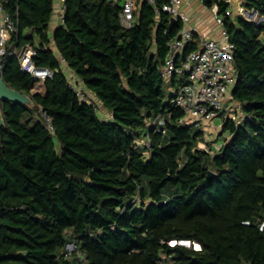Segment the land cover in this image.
<instances>
[{
	"label": "trees",
	"instance_id": "16d2710c",
	"mask_svg": "<svg viewBox=\"0 0 264 264\" xmlns=\"http://www.w3.org/2000/svg\"><path fill=\"white\" fill-rule=\"evenodd\" d=\"M167 1L135 0L126 28L117 0H66L51 32L55 0H0L18 25L2 75L34 102L2 101L0 264H77V251L86 264H264V22L224 16L243 117L226 118L221 147L204 149L160 72L183 26L157 16ZM202 1L222 15L231 6ZM243 5L264 16V0ZM28 45L52 77L23 70ZM197 46L196 36L185 52ZM71 73L112 120L77 96Z\"/></svg>",
	"mask_w": 264,
	"mask_h": 264
},
{
	"label": "built area",
	"instance_id": "2783aa9c",
	"mask_svg": "<svg viewBox=\"0 0 264 264\" xmlns=\"http://www.w3.org/2000/svg\"><path fill=\"white\" fill-rule=\"evenodd\" d=\"M66 0H55L54 14L58 15L61 22L64 21L66 11ZM121 5L120 19L124 27L130 28L135 21V0H117ZM143 1V0H141ZM154 2V0H147ZM231 3L225 14L218 13V6L211 8L216 25L221 26L222 30L218 38L204 36L196 27L188 23V16L182 11L181 6L186 0H168L161 9L157 8V16L167 13L170 17H175L183 23L177 36L169 41V54L165 63L160 68V72L165 81H179L171 89L170 103L181 107L184 116L180 119L183 125H193L205 132L210 123L222 113L230 118L241 120L243 111L240 102L232 97V90L237 82L235 68V44L230 40L229 33L224 25V16L235 17L243 15L245 6L243 0ZM232 6H237L235 11ZM0 62L7 54L8 34L18 32V25L11 14L6 12L0 3ZM198 38L197 48L185 52L186 48L193 44L195 37ZM36 50L28 45L19 53V58L24 71L29 72L36 78L46 79L52 77L54 71L50 68H40L35 65L33 58ZM65 64V60L62 59ZM70 84L77 96L84 101H90L87 91L76 78L70 74ZM234 100L233 104H228ZM159 123L163 121L159 119ZM53 130V126L49 123ZM174 241L171 242V245ZM197 246V245H196ZM69 253L77 250V245L70 242L66 245ZM197 249V247H195ZM78 252L77 264H86V254Z\"/></svg>",
	"mask_w": 264,
	"mask_h": 264
},
{
	"label": "crops",
	"instance_id": "0c3cea01",
	"mask_svg": "<svg viewBox=\"0 0 264 264\" xmlns=\"http://www.w3.org/2000/svg\"><path fill=\"white\" fill-rule=\"evenodd\" d=\"M186 1H189L190 3L187 4L184 2L181 6V9L188 16V23L191 26L196 27L204 36L210 37V38H218L220 36L222 27L216 25V23L214 22L213 11L211 10V8H208L203 3L202 0H186ZM232 7L235 11L237 10V6H232ZM246 11H248L249 13H252L254 15L253 16L249 15ZM243 16H245L248 20H250L251 22L256 23V24H260V23L264 22V16L263 15H261L257 11L249 10L246 7L244 9ZM0 19H1V15H0ZM61 23L62 22H61V19L59 18V16L54 14L53 18H52V23H51L52 24L51 25V27H52L51 32H53L54 29ZM25 33L33 34L32 30H29V29L25 30ZM8 36L10 38L11 35L8 34ZM34 37H35L36 43H38L37 36L35 35ZM261 38L264 41V33L262 34ZM65 67H67V66H65ZM88 94L90 97V101L97 105L98 114H99L100 118L104 121L112 120L113 119V113L108 108H106L103 104H101V102L97 99L95 94H93L90 91H88ZM100 113H102V114H100ZM223 114H225V113L219 114L217 117H221ZM217 117L212 121V123L209 124V126L206 128L205 131H208L209 133H212V134L214 133L213 131H215L216 134H215L214 139L216 140L217 145L218 144L221 145L222 141H220V142H217V141L219 140V137L221 136V127L224 124L225 120L223 121V124L221 126L215 127V126H213V124L216 122ZM226 118H228V115ZM219 148H215V149H219Z\"/></svg>",
	"mask_w": 264,
	"mask_h": 264
},
{
	"label": "water",
	"instance_id": "95a60500",
	"mask_svg": "<svg viewBox=\"0 0 264 264\" xmlns=\"http://www.w3.org/2000/svg\"><path fill=\"white\" fill-rule=\"evenodd\" d=\"M237 1L238 0H233V2H237ZM177 22H178L177 18L171 17V22H170L169 27L171 28ZM2 71H3V64H2V62H0V127L5 124V120H4V116H3V109H2V101L3 100L20 102V103L26 104V105L31 106V107L34 105V102L29 95L8 86V84L6 83V81L3 78ZM209 175L213 176L214 172L211 171L209 173ZM180 244L190 246L191 241L190 240H182V241H180ZM196 245L197 244L195 243L194 246L196 247ZM197 249H200V248H197Z\"/></svg>",
	"mask_w": 264,
	"mask_h": 264
},
{
	"label": "rangeland",
	"instance_id": "374dc122",
	"mask_svg": "<svg viewBox=\"0 0 264 264\" xmlns=\"http://www.w3.org/2000/svg\"><path fill=\"white\" fill-rule=\"evenodd\" d=\"M178 81H179V78H176L175 81L172 80V79L169 80V81H166V85H165L166 92L167 93L171 92V89H173L174 85H176L178 83ZM233 103H234V100H230L228 102V104H230V105L233 104ZM100 114H102V113H100ZM226 117H227V114H223L221 117H217V120L213 124V126H215V127L221 126L223 124V121L225 120ZM213 132H214L213 134L212 133H209L208 131H205L204 132V138H205V141L206 142L201 144V147L202 148H204V149H211V147L212 148H214V147L215 148H219L221 146L219 144L217 145L216 140L214 139L216 132L215 131H213ZM220 141H222V136L219 137V140L217 142H220Z\"/></svg>",
	"mask_w": 264,
	"mask_h": 264
},
{
	"label": "bare ground",
	"instance_id": "6f19581e",
	"mask_svg": "<svg viewBox=\"0 0 264 264\" xmlns=\"http://www.w3.org/2000/svg\"><path fill=\"white\" fill-rule=\"evenodd\" d=\"M197 248H200V246H199V244H197V246H196Z\"/></svg>",
	"mask_w": 264,
	"mask_h": 264
},
{
	"label": "clouds",
	"instance_id": "9594fccd",
	"mask_svg": "<svg viewBox=\"0 0 264 264\" xmlns=\"http://www.w3.org/2000/svg\"><path fill=\"white\" fill-rule=\"evenodd\" d=\"M174 243L176 244V241H174ZM174 245V244H173Z\"/></svg>",
	"mask_w": 264,
	"mask_h": 264
}]
</instances>
